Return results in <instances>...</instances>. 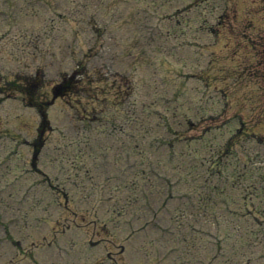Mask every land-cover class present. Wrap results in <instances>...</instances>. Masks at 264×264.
<instances>
[{"label": "rangeland", "instance_id": "obj_1", "mask_svg": "<svg viewBox=\"0 0 264 264\" xmlns=\"http://www.w3.org/2000/svg\"><path fill=\"white\" fill-rule=\"evenodd\" d=\"M45 1L53 7V3L56 0ZM58 1L62 2V4L66 3V0ZM83 1L85 3L84 6L89 11L103 9L97 19L107 27V34L105 33L104 36L108 37V39L104 43L112 46V41H114V43L120 46L108 48L105 51L108 57L109 54H112L116 59L115 64L105 67L111 70L110 72L113 74L122 72L130 75L132 81L134 79L135 88L130 94H127L124 98L119 97V100H117V102H122L124 105L120 118H123L124 110L135 107L138 109L136 113L145 115V120L148 124H151L153 120H150L148 112L150 109L156 107L158 113L163 117L162 119L155 118V122L163 124V127L160 125L157 127L156 132L159 135L163 136L168 133L164 129L165 123L172 128H179L186 136L194 133L200 134L203 130H206L202 132V140L211 143L212 139L221 140L225 137V141H229V147L231 146L238 158L246 160L252 157L253 161L256 160V162H261V165L264 164L263 159L259 158L261 157V147L254 146L252 142L247 140H245L244 146L240 147L241 139H247L250 133L264 140V0H213L206 12H204L206 24H204L202 13L198 12L200 15L197 18L193 12L190 14L183 12L180 19L185 24L180 28L182 32L165 36L167 38H163V34L159 35L156 32H151L150 27L174 25V21L167 22L163 20L169 19L166 16H171L172 18L177 13V10L171 8L172 5H178L181 8L187 0L172 1L168 6L163 5V9L159 4L163 0H157L159 3L156 2V4L145 0H128L127 2L123 0ZM3 5L0 0V76L9 79L15 69L34 70L30 68L32 64H13L12 58L15 56L25 57L24 55L34 52L35 54H39L41 50L43 51L48 47V44H54V42L51 41V38H44L41 43L42 47H39L38 43L35 42L38 49L34 51L26 40L19 38L18 33H16L18 30L3 35L2 31L8 28L1 12ZM14 5H16L18 11L21 10L22 13L27 14L25 16L20 14L21 19L18 21V24L21 28H26L28 33L35 32L36 30H39L41 33L42 29L40 25L45 24L44 31H52L53 34H56L55 36L63 32L67 42L70 43L69 30L73 31L71 28L76 27L78 18L76 21L75 17L58 19L56 17L48 18L45 16V18H37L33 8L28 7L26 10L21 3H14ZM51 7L48 8L50 9ZM61 9H63L62 5L59 6V10ZM77 9H79V6ZM222 11H225V13L220 20L222 23L227 24V26L221 27L218 24L217 18ZM211 23L212 32H210L211 29L208 27ZM111 35H115V37L111 38ZM91 37L89 32H84L78 36V40L80 39L87 47ZM246 38H248L247 41ZM166 44L167 49L162 47ZM103 54L97 57L93 55L86 58H98L97 63H100V58L106 57ZM160 60H164L162 66L157 65V62ZM136 64L137 66H133ZM93 66L97 67L100 65L94 64ZM69 67V65H63L62 70ZM48 69L49 74H55L61 70L60 65H49ZM131 69L133 70L132 73L130 72ZM196 75L199 79L207 81L210 85L206 92L207 98L205 99V96L202 95L203 89L198 79H196ZM148 82H150L151 88L156 89L161 95L168 98L173 97V93L170 92L171 88L183 83L186 88V94L183 97H178V100L183 99L185 102L176 112L173 111L174 109H168L164 105L152 104L150 108L148 105L149 101H147L148 98L145 96V90H149V85L145 87V84ZM8 91L11 92V97L3 96L0 98V143L4 141L2 139L20 140L24 137L25 146L17 148V155L16 157H11V160L19 164H27L30 155V136L34 133L37 116L32 110L19 102V98L17 97L18 92L15 91V88H10ZM108 97L111 98V102H115L116 97L112 91L109 92ZM205 102H207L205 109L199 110L198 107ZM60 108V105L56 103L50 108L49 116L55 117L57 121L61 120L62 116L58 112ZM141 109H144V113L139 111ZM114 111L113 107L108 110L112 114ZM216 112L218 114H215ZM237 116L242 118L244 125L236 137L230 136L229 132L238 126L236 123ZM258 121L261 123L257 124ZM212 123L213 125L207 127V125ZM52 139L54 144H59L54 137ZM178 143L181 145L180 142ZM206 144L204 142L200 146L201 150L207 146ZM0 148V155L8 150L7 145H0ZM164 149L165 147L162 146L160 152ZM208 149H210L209 146ZM54 154H56L54 146L52 144L48 145L44 150L43 157L48 166H51V162L55 157H61V154L59 156H51ZM177 154V166L179 168H186V161L188 159H183L185 156L182 158L181 153L177 152ZM45 156L49 157L45 158ZM228 159H234V157ZM173 161L175 160L172 159ZM88 165L90 168L88 180L95 183L103 182L107 176L117 173V169H119V164H113L112 161H110L108 167L101 169H97L92 162H89ZM199 170L193 169L194 172L182 176V181L179 175L171 177L172 181L176 183L173 192H179V194L183 195L180 197L178 194L179 198L170 202V207L173 209L171 216L174 217L176 210L179 208L177 214L178 221L181 223L191 220L197 229L204 228L207 231L212 230L213 232H217L220 230L211 225L212 219L207 212H205V216L202 218L205 221H201L200 216L211 203L212 207L210 210H214L218 218L223 216L222 206L218 203V201L221 202L220 195L222 193L219 196H213L211 203L208 201L209 204L201 206L204 200L202 197L200 199V196L203 192L209 191V189L203 190L204 187L198 186L199 188L193 190L195 198L190 200L187 205L185 192L188 182L194 183L193 175L202 173ZM160 171L165 172L163 169H160ZM183 173L186 174V171ZM256 174L254 182L264 176V172H261V170ZM31 177H29L28 181ZM247 181L250 182L249 179ZM147 182H149L148 186L146 185ZM154 183H157V181H154L153 177L149 176L143 182V187L147 188L149 194H145L149 198L158 201L160 195L157 189L153 187ZM107 186L104 188V191ZM113 187L115 188V190L111 191L113 194L116 193L119 196L130 195L126 198L138 196V192L135 194V190L128 192L127 195L124 192L122 193L120 185H117L115 181L113 182ZM73 188L77 189L76 187ZM68 191L72 190L68 189ZM224 194L238 203L239 198L236 192L233 193L234 197L228 190H225ZM126 198H123V201L119 203L120 206L125 207L128 203ZM261 198V195L255 194L250 206H257ZM6 200L8 202L9 199L6 198ZM97 203H100V201H96L95 204ZM189 204L194 205L192 209ZM228 206L233 210L237 209L234 203H228ZM6 213H10L9 209L6 210ZM246 213L248 214L249 211H246ZM116 215L117 213L113 210L110 218H114ZM4 217L9 218L11 216L7 214ZM52 217H56L55 211ZM259 222L250 220L248 223L251 224V229L247 227L248 231L254 233L259 228L254 223L258 224ZM234 224L237 225L234 221L224 216L220 227H222V230L226 228L227 234L232 235L235 231ZM239 227H241L240 224ZM85 231L84 235L89 236L90 232H88V229ZM258 234L260 235V232ZM219 235L223 236V234ZM72 237L74 241L80 238L79 234L70 230L59 236V241L68 242L66 244H69L71 242L69 239ZM186 240L190 241L188 238ZM216 240V238H212V242L218 245ZM193 243L194 246H190L191 251L198 249L199 238L193 240ZM22 245L27 247L29 246V242H24ZM175 245L180 246L182 244L181 242H175ZM263 245L264 242L258 241L253 245H248V248L241 247L238 250L245 252L249 257H253L256 254H261ZM60 247L61 252L58 255L59 260L57 264H76L77 260H79L76 258L77 255L71 258L70 255L71 252L75 253V249L79 252L80 247L78 244L71 246L73 247L72 251L66 248L62 242H60ZM219 249L223 250L218 247ZM0 254L3 256L2 259H4L12 256V251L2 248L0 249ZM37 256L45 264L51 261L53 257L50 251H43L38 253ZM262 262H264V258ZM262 262L257 260L252 264H262Z\"/></svg>", "mask_w": 264, "mask_h": 264}, {"label": "trees", "instance_id": "obj_2", "mask_svg": "<svg viewBox=\"0 0 264 264\" xmlns=\"http://www.w3.org/2000/svg\"><path fill=\"white\" fill-rule=\"evenodd\" d=\"M25 87H26V88H28V87H29V84H28V83H26Z\"/></svg>", "mask_w": 264, "mask_h": 264}]
</instances>
